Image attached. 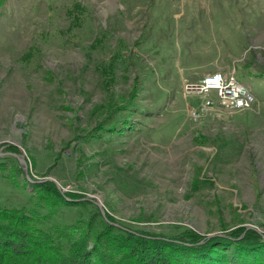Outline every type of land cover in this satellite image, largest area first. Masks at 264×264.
Instances as JSON below:
<instances>
[{
	"label": "rangeland",
	"instance_id": "374dc122",
	"mask_svg": "<svg viewBox=\"0 0 264 264\" xmlns=\"http://www.w3.org/2000/svg\"><path fill=\"white\" fill-rule=\"evenodd\" d=\"M215 72L256 102L193 118ZM0 206L264 239V0H0Z\"/></svg>",
	"mask_w": 264,
	"mask_h": 264
},
{
	"label": "trees",
	"instance_id": "16d2710c",
	"mask_svg": "<svg viewBox=\"0 0 264 264\" xmlns=\"http://www.w3.org/2000/svg\"><path fill=\"white\" fill-rule=\"evenodd\" d=\"M41 212L0 206V264H264V239L254 229L208 237L178 228L166 237L101 218L74 235Z\"/></svg>",
	"mask_w": 264,
	"mask_h": 264
},
{
	"label": "built area",
	"instance_id": "2783aa9c",
	"mask_svg": "<svg viewBox=\"0 0 264 264\" xmlns=\"http://www.w3.org/2000/svg\"><path fill=\"white\" fill-rule=\"evenodd\" d=\"M184 90L202 99L196 109L191 111L193 118L210 110L214 103L224 105L227 110H239V106H246L247 109L254 104L249 96L238 93V85H232L229 75L221 72H215L200 79V88H191L189 83H186ZM212 93L215 94V101L210 98Z\"/></svg>",
	"mask_w": 264,
	"mask_h": 264
},
{
	"label": "bare ground",
	"instance_id": "6f19581e",
	"mask_svg": "<svg viewBox=\"0 0 264 264\" xmlns=\"http://www.w3.org/2000/svg\"><path fill=\"white\" fill-rule=\"evenodd\" d=\"M230 79H231L232 85H238V93H240L241 95H244V96H249L253 100L254 103L256 102V98H255L252 90L248 86L240 84L235 79V77L231 76ZM191 88H200V84L193 85V86H191ZM245 108H246V106H239V109H245Z\"/></svg>",
	"mask_w": 264,
	"mask_h": 264
},
{
	"label": "water",
	"instance_id": "95a60500",
	"mask_svg": "<svg viewBox=\"0 0 264 264\" xmlns=\"http://www.w3.org/2000/svg\"><path fill=\"white\" fill-rule=\"evenodd\" d=\"M20 160V162L24 165V167H25V171L27 170V165H26V163H25V161L24 160H22V159H19ZM97 206L100 208V205L99 204H97ZM101 213H102V215H104V211L103 210H101ZM212 236V235H211ZM218 236H221V234H219Z\"/></svg>",
	"mask_w": 264,
	"mask_h": 264
}]
</instances>
